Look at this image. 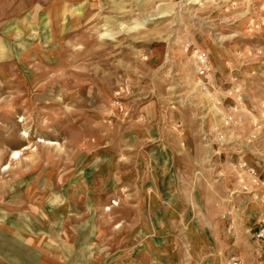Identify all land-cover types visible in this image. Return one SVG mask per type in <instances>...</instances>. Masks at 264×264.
<instances>
[{
	"label": "rangeland",
	"instance_id": "374dc122",
	"mask_svg": "<svg viewBox=\"0 0 264 264\" xmlns=\"http://www.w3.org/2000/svg\"><path fill=\"white\" fill-rule=\"evenodd\" d=\"M33 192L119 234L145 192L187 264H264V0H0V215Z\"/></svg>",
	"mask_w": 264,
	"mask_h": 264
},
{
	"label": "crops",
	"instance_id": "0c3cea01",
	"mask_svg": "<svg viewBox=\"0 0 264 264\" xmlns=\"http://www.w3.org/2000/svg\"><path fill=\"white\" fill-rule=\"evenodd\" d=\"M114 185V181H93L92 199L113 200ZM144 194L133 211L138 221L132 225L131 215L124 218L118 225L122 228L119 234L114 218L108 213L90 214L87 202L84 208L75 204L69 205V211H51L44 194L33 192L28 209H11L0 215V264H187L185 255L173 251L172 241L164 243L163 237L174 229L157 222L161 211L153 210H159L163 201ZM146 219L154 223L148 226Z\"/></svg>",
	"mask_w": 264,
	"mask_h": 264
},
{
	"label": "built area",
	"instance_id": "2783aa9c",
	"mask_svg": "<svg viewBox=\"0 0 264 264\" xmlns=\"http://www.w3.org/2000/svg\"><path fill=\"white\" fill-rule=\"evenodd\" d=\"M193 58H194V65L197 69V71L200 73V75L204 78H208V74L210 72L208 60L205 57L204 54L200 53L199 51H195L193 53ZM231 120L227 119L226 123L230 124ZM241 169L245 173V176L247 177V180L244 178L239 179L240 183V189L241 192L244 195H249L252 194L253 192L250 191L253 188H256L260 185V182L257 178V173L255 169L249 167L247 164L243 163L241 166ZM264 201V199H263ZM232 264H239L238 261L235 258H232Z\"/></svg>",
	"mask_w": 264,
	"mask_h": 264
},
{
	"label": "bare ground",
	"instance_id": "6f19581e",
	"mask_svg": "<svg viewBox=\"0 0 264 264\" xmlns=\"http://www.w3.org/2000/svg\"><path fill=\"white\" fill-rule=\"evenodd\" d=\"M14 155L16 156L15 158H20V155L18 152H14ZM14 158V157H13Z\"/></svg>",
	"mask_w": 264,
	"mask_h": 264
}]
</instances>
